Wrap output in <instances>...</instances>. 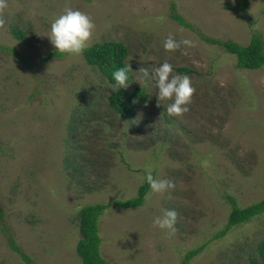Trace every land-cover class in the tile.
Returning <instances> with one entry per match:
<instances>
[{"label":"rangeland","instance_id":"rangeland-1","mask_svg":"<svg viewBox=\"0 0 264 264\" xmlns=\"http://www.w3.org/2000/svg\"><path fill=\"white\" fill-rule=\"evenodd\" d=\"M4 0L0 44V207L23 251L36 264H83L77 253L79 210L104 203L101 254L111 264H248L264 260V212L215 237L232 205L264 198V65L236 66V56L201 36L247 44L264 39V0ZM66 7L88 13L90 46L119 41L128 48L132 81L111 83L84 50L40 63L55 48L47 34ZM175 11L195 28L171 17ZM24 32L17 37L14 29ZM191 45L168 50L164 38ZM186 73L195 89L189 111L170 115L157 104L151 69L163 61ZM187 67L190 72H182ZM142 88L135 114L110 105L119 88ZM174 187L149 190L143 204L115 203L138 194L146 173ZM174 208L173 229L153 224ZM202 246L185 261L186 253ZM0 264H27L0 226Z\"/></svg>","mask_w":264,"mask_h":264},{"label":"trees","instance_id":"trees-1","mask_svg":"<svg viewBox=\"0 0 264 264\" xmlns=\"http://www.w3.org/2000/svg\"><path fill=\"white\" fill-rule=\"evenodd\" d=\"M248 3L249 0H243L238 4V7L245 10ZM171 17L179 24L196 30V28L189 21H187L183 15L175 11L174 7ZM14 32L17 37L21 38L24 36V32L21 29L15 28ZM201 36L204 40L210 43L219 44L223 46L227 52L235 55L236 66L238 68L256 69L264 65V39L260 32H254L250 42L247 44L240 43L232 39L223 40L203 34H201ZM0 50H6L9 52L13 51L32 67L38 66L37 64H32L26 55L21 54L12 47L0 44ZM63 54L64 52L54 49L47 52L40 63L47 62L51 57L62 56ZM127 54L128 48L123 43L112 40L96 42L84 49V55L87 61L98 67L100 72L113 84H117V82L114 80L112 72L117 67L127 64ZM179 70L182 72H190V69L187 67H181ZM130 81H132L131 72H129L127 83ZM134 96H138L142 99H145L146 97L142 88L137 87L132 92L125 88H119L110 95V105L122 116L134 115ZM149 188V184L146 180L139 187L138 194L136 196L127 200L119 199L116 200L115 203L126 207L141 205L143 204L144 196ZM228 199L232 205L228 222L226 226L215 235V237L224 234L228 228L244 223L254 216L264 212V198L245 207L238 205L236 199L232 196H228ZM107 207L108 204L93 203L86 204L79 210L80 239L77 244V253L81 257L83 264H111L108 259L102 256L100 251L102 236L99 232V222L101 215ZM5 214V210L0 207V226L1 230L7 237L9 246L12 250L16 251L27 264H36L32 257L27 252L23 251L17 244V241L10 230ZM262 246L264 247V243H262ZM201 248L202 246H199L189 250L185 255V261H188L192 256L198 253ZM248 264H264V260L251 257Z\"/></svg>","mask_w":264,"mask_h":264},{"label":"clouds","instance_id":"clouds-1","mask_svg":"<svg viewBox=\"0 0 264 264\" xmlns=\"http://www.w3.org/2000/svg\"><path fill=\"white\" fill-rule=\"evenodd\" d=\"M4 5V0H0V6ZM95 24L91 16L78 9L66 7L61 13L56 15L51 21L47 34L50 42L58 51L78 55L92 42V35ZM191 45L193 42L187 38L176 41L171 34L164 38L163 47L172 50L180 47V44ZM131 65L117 67L112 76L118 85L124 86L129 78ZM146 78L155 79L158 92L156 93L157 104H161L163 99H171V102L164 105V109L170 115L180 116L189 111L188 105L191 103L192 95L195 91L190 77L184 73L173 74V66L168 61H163L158 65H153L151 73L149 68L140 67ZM152 192L160 193L167 188L174 187V182L169 179L154 177L149 171L145 176ZM177 218L174 208L163 210L162 215L154 217L153 224L161 229H173Z\"/></svg>","mask_w":264,"mask_h":264}]
</instances>
